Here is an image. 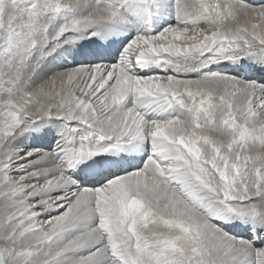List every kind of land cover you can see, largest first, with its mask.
I'll return each instance as SVG.
<instances>
[{"label": "snow or ice", "instance_id": "6c2138e0", "mask_svg": "<svg viewBox=\"0 0 264 264\" xmlns=\"http://www.w3.org/2000/svg\"><path fill=\"white\" fill-rule=\"evenodd\" d=\"M0 264H264V0H0Z\"/></svg>", "mask_w": 264, "mask_h": 264}]
</instances>
